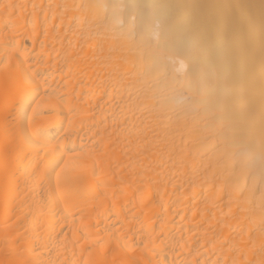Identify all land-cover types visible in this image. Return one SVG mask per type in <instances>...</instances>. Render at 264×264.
I'll use <instances>...</instances> for the list:
<instances>
[{
	"label": "bare ground",
	"instance_id": "bare-ground-1",
	"mask_svg": "<svg viewBox=\"0 0 264 264\" xmlns=\"http://www.w3.org/2000/svg\"><path fill=\"white\" fill-rule=\"evenodd\" d=\"M0 264H264V0H0Z\"/></svg>",
	"mask_w": 264,
	"mask_h": 264
},
{
	"label": "snow or ice",
	"instance_id": "snow-or-ice-1",
	"mask_svg": "<svg viewBox=\"0 0 264 264\" xmlns=\"http://www.w3.org/2000/svg\"><path fill=\"white\" fill-rule=\"evenodd\" d=\"M4 128L7 134H10L15 140L16 138L25 139L28 135L27 130L23 127L22 122L17 121L14 117L11 116V113L5 109L3 116ZM7 152L5 158V165L7 168ZM44 181L39 173V161L33 165L32 171L28 173L24 181V187L19 189L17 196L22 198V202L28 199V196L35 190L36 187H43ZM48 188H51V181L48 182ZM38 206L44 207V205L39 204Z\"/></svg>",
	"mask_w": 264,
	"mask_h": 264
}]
</instances>
